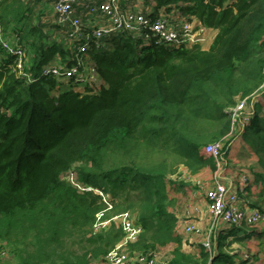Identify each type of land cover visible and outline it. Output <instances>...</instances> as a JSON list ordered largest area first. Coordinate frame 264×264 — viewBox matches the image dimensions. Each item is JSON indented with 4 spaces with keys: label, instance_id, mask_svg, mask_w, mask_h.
Masks as SVG:
<instances>
[{
    "label": "trees",
    "instance_id": "1",
    "mask_svg": "<svg viewBox=\"0 0 264 264\" xmlns=\"http://www.w3.org/2000/svg\"><path fill=\"white\" fill-rule=\"evenodd\" d=\"M52 2L0 0V244L13 256L6 264L101 262L123 238L115 224L94 232L105 210V217L136 216L142 233L134 252L153 258L177 243L168 264H234L221 237L214 254L182 251L167 185L181 166L216 168L202 148L223 141L227 159L238 136L264 183L263 104H254L238 134H231L229 113L240 99L264 96V0H158L156 9L178 8L217 30L209 49L107 36L88 51L102 83L86 85L85 93L42 75L56 58L73 55L47 29L62 27L42 19ZM14 34L35 81L17 75L16 56L2 47L1 38ZM69 171L109 201L81 191L64 178Z\"/></svg>",
    "mask_w": 264,
    "mask_h": 264
},
{
    "label": "built area",
    "instance_id": "2",
    "mask_svg": "<svg viewBox=\"0 0 264 264\" xmlns=\"http://www.w3.org/2000/svg\"><path fill=\"white\" fill-rule=\"evenodd\" d=\"M143 5V0H103L99 3H91L90 0H53L51 7L55 23L62 27L73 55L66 60L56 58L43 68L42 75L54 76L64 83L67 82L75 90L85 93L86 85L95 87L101 80L88 51L93 44H98L107 36L123 33L145 44L154 42L172 47H192L204 46L206 43L211 45L217 34V30L208 28L194 16L184 15L178 8L168 10L162 6L156 9L154 5L148 4L144 9ZM212 32H215L214 35ZM1 43L8 54L16 56L17 75L28 81H35L36 77L28 72L27 49L21 44L20 37L17 34L2 37ZM261 88H264V82ZM260 95H263V91L240 99L235 107L229 109L231 134H238L249 125L252 118L251 108L260 99ZM223 148L224 142L218 141L205 145L201 151L205 157L214 158L217 164L212 187L206 191L209 214L214 219L235 227L244 224L255 226L264 222V211L251 207L249 203L242 206L239 191L224 182ZM68 180L81 191H95L106 202L109 201L101 189H93L80 183L74 171H69ZM241 181L244 184L249 183L245 175ZM109 209H112V205ZM106 212L105 210L97 214L93 225L94 232L107 230L115 224L122 228L123 238L100 264H156L155 256L149 258L130 249L142 233V226L136 216L131 212H123L105 217ZM185 230L188 233L200 231L194 224L187 225ZM216 240L212 233L203 240V246L211 254L215 253ZM7 255L8 251L0 244V256Z\"/></svg>",
    "mask_w": 264,
    "mask_h": 264
},
{
    "label": "crops",
    "instance_id": "3",
    "mask_svg": "<svg viewBox=\"0 0 264 264\" xmlns=\"http://www.w3.org/2000/svg\"><path fill=\"white\" fill-rule=\"evenodd\" d=\"M102 1L90 0L91 3ZM143 1V7L146 9L149 3ZM257 160L242 142L235 150H231L229 157L224 160L222 177L224 182L239 191L242 206L249 203L251 207L264 211V183L254 173L261 169ZM216 169L217 167L207 165L192 173L187 167L181 166L178 175H171L168 178L167 192L172 201L169 210L177 217L176 231L183 239L182 251L199 255L204 247V238L212 233L216 238H223L224 251L233 256L234 264H264V222L255 226L244 224L235 227L214 219L209 214L206 191L212 187ZM244 175L249 179L248 184L241 181ZM189 224L196 225L200 231L188 233L185 227ZM176 246L177 243H170L159 248L155 253L156 264H168ZM12 260L13 256L7 255L5 258H0V264ZM91 264H100V262L94 261Z\"/></svg>",
    "mask_w": 264,
    "mask_h": 264
},
{
    "label": "rangeland",
    "instance_id": "4",
    "mask_svg": "<svg viewBox=\"0 0 264 264\" xmlns=\"http://www.w3.org/2000/svg\"><path fill=\"white\" fill-rule=\"evenodd\" d=\"M147 1V3H149L150 5H154L155 7L158 5V0H146ZM162 7V6H161ZM163 7H165L166 9H168L170 6H166V5H163ZM54 17H53V9H52V7H51V5H49V6H46L45 7V15H44V17L42 18L43 20H48V22L50 21H52V19H53ZM53 21L55 22V18L53 19ZM51 24L52 23H50V27H51ZM53 25V24H52ZM49 26H47V29H51V33H50V35H51V37H52V39H58V41H62V40H64L65 42H66V44H67V46H68V48L70 49V47H69V41H67V38H66V35L64 34V32H62V31H59V28L57 27H52V28H50ZM214 33L215 32H212V34L214 35ZM54 37H56V38H54ZM211 45H209V44H205L204 46H202V48H204V49H209V47H210ZM100 82L102 83V81L100 80ZM64 85H67V86H64V88H66V87H68L69 85H68V83L67 82H65L64 83ZM80 87H83V85H81ZM96 87V86H95ZM99 90H96V93L98 92ZM260 101H261V103L264 105V96L263 95H260V99H259ZM218 123H215V126L217 125ZM237 128H235V130H236ZM211 130H214V126H211ZM238 137H240V136H238ZM243 141L241 140V137L240 138H238V139H236L233 143H232V148H231V150H235L236 149V146H238L240 143H242ZM228 157H229V155H228ZM68 176H69V172H67L66 174H64V178L65 179H67L68 180ZM84 185V184H83ZM91 187H93V189H97V187L96 186H91Z\"/></svg>",
    "mask_w": 264,
    "mask_h": 264
}]
</instances>
